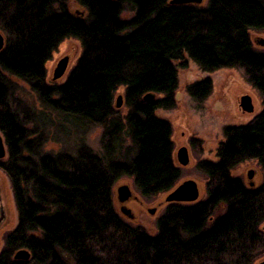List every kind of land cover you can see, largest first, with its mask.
I'll list each match as a JSON object with an SVG mask.
<instances>
[{"label": "trees", "instance_id": "16d2710c", "mask_svg": "<svg viewBox=\"0 0 264 264\" xmlns=\"http://www.w3.org/2000/svg\"><path fill=\"white\" fill-rule=\"evenodd\" d=\"M170 1L0 0V134L6 147L0 170L16 211L0 264H253L264 255V52L250 37L264 32V0ZM70 2L82 14L72 15ZM125 9L133 13L129 21L121 20ZM67 39L80 44V56L64 84L48 87L44 65ZM184 56L203 73L238 70L258 93L262 111L244 126L223 128L216 162L196 166L206 181L205 199L165 205L150 235L116 214L112 191L130 178L139 196L151 200L181 180L172 128L155 111L175 108L174 63L185 68ZM14 81L35 94L39 112L11 107ZM120 87L125 117L114 108ZM186 93L200 105L211 82H195ZM150 94L155 98L144 100ZM52 115L84 134L101 129V154L85 144L74 155L45 152ZM200 142L193 139L191 146ZM250 160L262 173L256 188L231 176ZM19 250L29 253L27 261L13 259Z\"/></svg>", "mask_w": 264, "mask_h": 264}, {"label": "rangeland", "instance_id": "374dc122", "mask_svg": "<svg viewBox=\"0 0 264 264\" xmlns=\"http://www.w3.org/2000/svg\"><path fill=\"white\" fill-rule=\"evenodd\" d=\"M207 0H204L205 4ZM203 4V5H204ZM68 9L72 15L81 13L74 3L70 2ZM79 15V14H77ZM133 17V13L125 9L121 13V20L129 21ZM250 37L255 49L264 52V47L258 45L260 41H264V32L251 31ZM80 44L74 39L63 41L57 49L51 54L50 59L45 63V84L48 87L61 86L65 83L68 74L72 71L80 56ZM69 58V65L65 75L57 80H52V73L58 61L63 57ZM185 68L177 66V90L175 92V108L173 110H157L155 116L161 120L168 122L172 128L171 140L174 144L173 162L176 167L175 153L180 147H187L189 151L190 164L186 168H180L182 177L178 184L186 180H194L198 183L200 198L205 199L204 186L205 178L198 172L196 166L199 161L216 162V149L218 144L223 141V128L226 126H244L253 120L262 111L261 99L258 93L250 87L243 79L242 74L236 69H222L213 73H203L195 66L186 56H184ZM209 79L211 82V94L200 105L194 104L188 94L186 88L195 83ZM13 89L9 98L11 107L22 105L32 111L39 112L40 105L35 94L30 92L28 87L22 82H13ZM124 95V88L120 87L114 96L115 98ZM248 95L252 98L254 111L246 114L240 111L238 104L241 96ZM117 112L120 116L125 117L127 108L123 105ZM54 128L48 130V141L45 144L44 151L47 153H58L60 151L74 155L75 149L80 144L87 145L98 156L101 154L100 136L102 130L99 128L90 129L86 134L79 129L77 124L66 123L60 118H54ZM41 123H47V117L41 118ZM46 123L44 125H46ZM29 128L32 124H29ZM193 139L200 140L199 145L191 146ZM254 170L257 172V180L259 185L261 182V169L256 161L250 160L237 165L232 171L231 176L242 182L246 179L247 171ZM8 195L9 222L0 237V250L3 248L4 238L7 233L12 231L16 226V211L12 201L8 180L5 179ZM126 185L131 190L134 201H127L120 204L116 198V189L119 186ZM168 193L160 194L151 200L143 199L139 196L134 188L132 179L123 178L118 181L112 191L113 208L116 214L125 222L133 226L143 228L148 234L155 235L157 233L156 223L158 218L163 214L165 206V197ZM132 199V198H131ZM126 208L131 211L134 218H127L121 214L120 208ZM155 209L154 215H149L148 210ZM222 213L216 212L215 216ZM264 225V224H262ZM261 225V226H262Z\"/></svg>", "mask_w": 264, "mask_h": 264}, {"label": "water", "instance_id": "95a60500", "mask_svg": "<svg viewBox=\"0 0 264 264\" xmlns=\"http://www.w3.org/2000/svg\"><path fill=\"white\" fill-rule=\"evenodd\" d=\"M204 0H171L169 4L171 5H201ZM82 14V13H76ZM5 39L3 35L0 33V51L4 48ZM259 46L264 47V41H260L258 43ZM69 58L63 57L56 64L55 69L52 73V80L57 81L61 79L68 68ZM155 98L153 95H146L144 100H151ZM124 105L123 97L118 95L114 101V108L117 110ZM238 107L241 112L246 114H251L254 111V106L252 102V98L248 95L241 96L239 99ZM175 160L178 167L186 168L190 164L189 151L187 147L183 146L177 149L175 153ZM6 157V147L3 140V137L0 134V160ZM253 171H248V179L251 178ZM6 176L0 171V237L5 230L6 225L9 222V209H8V195H7V186L5 183ZM9 184V183H8ZM11 192V191H10ZM12 195V194H11ZM116 198L120 204H125L131 198H133L131 190L128 186L122 185L117 187L116 189ZM200 192L198 189V183L194 180H186L178 184L168 195L165 197L166 204H194L198 201H201ZM13 201V199H12ZM14 204V203H13ZM120 212L125 217L131 219L132 215L129 209L122 207ZM149 215H154L155 209H149ZM260 232L264 234V225L260 226ZM1 251V250H0ZM30 255L26 250L17 251L13 259L20 261H27ZM253 264H264V255L257 259Z\"/></svg>", "mask_w": 264, "mask_h": 264}, {"label": "flooded vegetation", "instance_id": "af4514ba", "mask_svg": "<svg viewBox=\"0 0 264 264\" xmlns=\"http://www.w3.org/2000/svg\"><path fill=\"white\" fill-rule=\"evenodd\" d=\"M177 168H179V167H177ZM180 169V168H179ZM1 171V170H0ZM248 171H247V173H246V179L243 181V183H244V185L247 187V188H256L258 185H256L257 183H258V180H257V172L256 171H254L253 170V173H252V176H251V178L250 179H248ZM241 181V180H240ZM242 182V181H241ZM172 191V190H171ZM170 191V192H171ZM170 192H168V193H170ZM137 199H135V198H132V199H130L129 201H136ZM128 201V202H129ZM166 206H168V205H170V204H165ZM121 209V208H120ZM131 212V211H130ZM132 215V214H131ZM132 218H134L133 217V215H132Z\"/></svg>", "mask_w": 264, "mask_h": 264}]
</instances>
